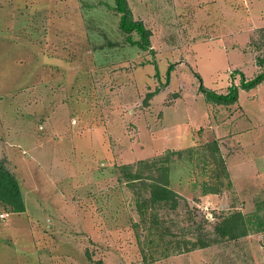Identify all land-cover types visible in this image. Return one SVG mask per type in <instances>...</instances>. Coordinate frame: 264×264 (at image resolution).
<instances>
[{
    "label": "rangeland",
    "instance_id": "1",
    "mask_svg": "<svg viewBox=\"0 0 264 264\" xmlns=\"http://www.w3.org/2000/svg\"><path fill=\"white\" fill-rule=\"evenodd\" d=\"M127 3L148 49L126 41L114 0H0V160L25 203L0 204V264H264V230L212 231L264 200V80L240 86L264 72V0ZM197 75L218 93L236 85L237 100L207 102ZM212 141L228 178H214ZM168 149L182 150L176 208L138 206L147 192L119 166Z\"/></svg>",
    "mask_w": 264,
    "mask_h": 264
},
{
    "label": "trees",
    "instance_id": "2",
    "mask_svg": "<svg viewBox=\"0 0 264 264\" xmlns=\"http://www.w3.org/2000/svg\"><path fill=\"white\" fill-rule=\"evenodd\" d=\"M119 14L118 27L122 33L126 35V41L131 45H136L141 49L150 48L151 31L147 29L142 20L135 19L131 9L128 6L127 0H114V5L111 6ZM264 30V29H263ZM135 32L138 39H133L131 33ZM171 66V65H170ZM239 73V72H238ZM169 75V74H168ZM167 75V77H168ZM200 79L199 90L203 92L205 100L216 104H232L237 100V86L231 85L227 92L218 93L212 89L205 87ZM264 80V72H261L250 79L240 78V86L243 89H250ZM153 92L147 93L149 97ZM210 157L215 159V163L219 168L214 176L215 179L220 178V174L228 178L229 174L226 170L225 160L221 154L217 141L209 143ZM180 149L166 150L160 155L149 160L138 161V166L134 167L131 164H121L119 169L123 171L126 181L129 186L136 185L140 182L141 188H144L147 193L135 191L138 198L137 205L160 204L169 205L171 208H176L178 200L177 193L170 187L169 175L171 164L174 161V156H181ZM187 152H191L192 148H188ZM147 171V173H145ZM149 172V173H148ZM221 180V179H219ZM221 182V181H220ZM140 187L138 189H141ZM220 188L215 185L204 186V193H217ZM143 202L144 204H142ZM0 204L8 206L11 212H23L25 203L19 181L13 171L9 169L4 160H0ZM145 207V206H144ZM156 223V221H154ZM250 229L257 231L264 230V200L256 203L255 210L250 214H243L240 211H233L221 217L213 225L214 239H235L247 235ZM211 240H200L197 242L186 241L182 244L176 242L171 251L179 252L181 250L189 251L196 247H205Z\"/></svg>",
    "mask_w": 264,
    "mask_h": 264
},
{
    "label": "built area",
    "instance_id": "3",
    "mask_svg": "<svg viewBox=\"0 0 264 264\" xmlns=\"http://www.w3.org/2000/svg\"><path fill=\"white\" fill-rule=\"evenodd\" d=\"M6 214L0 213V218H3Z\"/></svg>",
    "mask_w": 264,
    "mask_h": 264
}]
</instances>
